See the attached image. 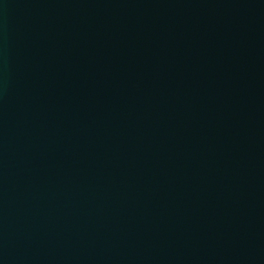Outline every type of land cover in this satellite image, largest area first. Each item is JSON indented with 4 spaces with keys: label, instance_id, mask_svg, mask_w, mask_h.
Here are the masks:
<instances>
[{
    "label": "water",
    "instance_id": "water-1",
    "mask_svg": "<svg viewBox=\"0 0 264 264\" xmlns=\"http://www.w3.org/2000/svg\"><path fill=\"white\" fill-rule=\"evenodd\" d=\"M0 264H264V0H0Z\"/></svg>",
    "mask_w": 264,
    "mask_h": 264
}]
</instances>
